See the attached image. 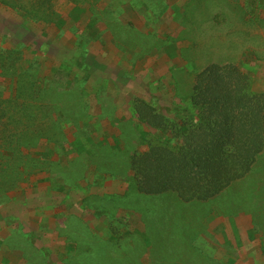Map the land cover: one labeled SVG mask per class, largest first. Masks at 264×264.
Here are the masks:
<instances>
[{
	"label": "rangeland",
	"instance_id": "374dc122",
	"mask_svg": "<svg viewBox=\"0 0 264 264\" xmlns=\"http://www.w3.org/2000/svg\"><path fill=\"white\" fill-rule=\"evenodd\" d=\"M53 5L55 11L44 12L48 19L34 22L0 4V47H23L15 57L21 58L18 79L26 84L44 76L54 89L61 67L59 83L66 79L65 89L78 93L64 101L66 135L49 127L52 139L31 149L47 153L39 157L44 163L0 199V264H101L98 257L103 264H122L130 237L149 250L143 264L160 262L155 251L161 247L151 245H157L152 239L157 232L142 212L166 198L138 193L130 170L141 138L156 132L138 111L145 110L143 101L164 114L175 106L183 110L185 90L212 63L234 65L264 96V13L250 0H54ZM2 79L1 88L8 84ZM79 131L85 144L80 151L73 144ZM122 135L128 139L124 144L118 141ZM260 153L256 166L221 197L185 206L188 221L209 213L202 223L206 238L195 237L207 263L264 264V144ZM235 211H245L247 225L238 224L242 217H234ZM153 220L156 226L154 215Z\"/></svg>",
	"mask_w": 264,
	"mask_h": 264
},
{
	"label": "trees",
	"instance_id": "16d2710c",
	"mask_svg": "<svg viewBox=\"0 0 264 264\" xmlns=\"http://www.w3.org/2000/svg\"><path fill=\"white\" fill-rule=\"evenodd\" d=\"M250 3L253 7L257 4L255 10L264 13V0H250ZM0 4L13 9L15 16L22 20L34 22L48 19L44 15L48 8L55 11L54 0H0ZM22 48L19 44L0 47V78L8 81L7 86L0 87V199L14 189L16 182L32 174L39 163H44L39 157L47 153L33 154L31 149L49 142L48 128L59 131L61 136L68 130L62 116L64 101L72 91L65 89L66 79L59 83L65 70L61 67L55 70L59 80H55L58 85L54 89V83L47 84L44 76L24 84L18 79L22 74L17 68L21 58H15ZM26 75L28 78L29 73ZM76 80L74 78L73 82ZM73 87L76 90L77 86ZM7 88L8 95L5 94ZM180 91L174 85L178 99L182 98ZM76 95L77 92L73 93ZM185 95L184 109H175V106L167 114L162 113L157 104L143 101L145 110H139L138 115L143 124L156 132H147L145 138H141L143 145L136 134L130 136L136 147L140 145L139 152L132 155L135 162L130 168L138 193L166 198L152 207L145 205L142 212V216L153 221L151 230L157 232L152 238L157 245L153 241L152 249L161 247L155 251L160 262L154 263V258L151 264H162L166 259L210 264L205 262L195 239L196 235L204 237L202 223L209 213L199 219L196 213L193 220L188 221V214L183 213L188 209L185 206L221 197L256 166L264 144V96L251 88L248 77L234 65H208L197 74L192 90H185ZM177 116L184 120L180 122ZM79 134L80 131L74 136L73 144L80 151L85 144ZM124 136L119 143L128 140ZM243 212L234 214L236 218L242 217L239 225H247ZM192 221L197 223L192 226ZM129 240L132 247L126 253L127 261L122 264H143L140 259L149 250L137 237ZM106 246L109 247L108 243ZM97 259L104 263L103 259Z\"/></svg>",
	"mask_w": 264,
	"mask_h": 264
},
{
	"label": "crops",
	"instance_id": "0c3cea01",
	"mask_svg": "<svg viewBox=\"0 0 264 264\" xmlns=\"http://www.w3.org/2000/svg\"><path fill=\"white\" fill-rule=\"evenodd\" d=\"M130 121H131L132 123L134 122V120H131V119H128V120H127V122H130ZM134 123H135V122H134ZM135 124H136V123H135Z\"/></svg>",
	"mask_w": 264,
	"mask_h": 264
}]
</instances>
